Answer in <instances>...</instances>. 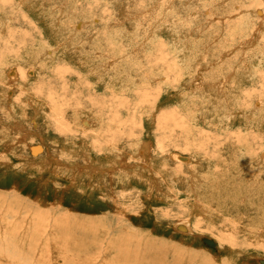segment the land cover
<instances>
[{
    "label": "rangeland",
    "instance_id": "obj_1",
    "mask_svg": "<svg viewBox=\"0 0 264 264\" xmlns=\"http://www.w3.org/2000/svg\"><path fill=\"white\" fill-rule=\"evenodd\" d=\"M263 118L264 0H0V264H258Z\"/></svg>",
    "mask_w": 264,
    "mask_h": 264
},
{
    "label": "bare ground",
    "instance_id": "obj_2",
    "mask_svg": "<svg viewBox=\"0 0 264 264\" xmlns=\"http://www.w3.org/2000/svg\"><path fill=\"white\" fill-rule=\"evenodd\" d=\"M245 20V19H244ZM243 20V21H244ZM246 21V20H245ZM241 24V23H240ZM250 26V25H249ZM186 45V44H185ZM45 53H47V52H45ZM41 54V53H40ZM47 56V55H46ZM86 56V55H85ZM53 57V56H52ZM92 68V67H91ZM90 68V69H91ZM94 69V68H93ZM246 69V68H245ZM16 70H17V68H16ZM96 71V70H95ZM249 71V70H248ZM9 73V72H8ZM246 73V72H245ZM248 73V72H247ZM16 71H15V69H12L11 70V72L9 73V75H8V78H11V79H14L15 77H16ZM18 74V73H17ZM18 76V75H17ZM6 77V76H5ZM17 78V77H16ZM6 80V79H5ZM15 82V81H14ZM6 83V82H5ZM30 96V95H29ZM6 97V96H5ZM9 102V101H8ZM11 102H9V104H10ZM14 104V103H13ZM12 106V105H11ZM12 108V107H11ZM40 109V108H39ZM15 110V109H14ZM253 110V109H252ZM13 114V113H12ZM150 114V113H149ZM10 115V114H9ZM261 115V114H260ZM247 118V117H246ZM79 119V118H78ZM264 119V118H263ZM262 119V120H263ZM227 120V119H226ZM256 120V119H255ZM262 122V121H261ZM85 123V122H84ZM259 125V124H258ZM3 131V130H2ZM5 132V131H4ZM8 136V135H7ZM10 137V136H9ZM8 137V138H9ZM22 141V140H21ZM113 146V145H112ZM110 148H111V146H110ZM34 150H36L37 152H39V151H41V150H37L36 148H33ZM114 149V148H113ZM115 150V149H114ZM117 152V151H116ZM138 152V151H137ZM114 153V152H113ZM36 155V154H35ZM260 156V155H259ZM114 158V157H113ZM153 158V157H152ZM58 160V159H57ZM32 161V160H31ZM55 161V160H54ZM52 162V161H51ZM118 162V161H117ZM120 162V161H119ZM33 164V163H32ZM57 164V163H56ZM124 164V163H123ZM108 165V164H107ZM111 165V164H110ZM125 165V164H124ZM123 165V166H124ZM66 167H68V166H66ZM142 167V166H141ZM151 167V166H150ZM30 168V167H29ZM69 168V167H68ZM73 168V167H72ZM64 169V168H63ZM70 169H71V167H70ZM92 169V168H91ZM117 169V168H116ZM86 170V169H85ZM125 170H126V168H125ZM152 170V169H151ZM70 172V171H69ZM79 172V171H78ZM89 173V172H88ZM113 172L111 171V174H112ZM131 173V172H130ZM62 174V173H61ZM133 174V173H132ZM193 174H194V172H193ZM107 175H108V173H107ZM138 175V174H137ZM199 175V174H198ZM129 176V175H128ZM160 177V176H159ZM151 178V177H150ZM198 178V177H197ZM199 179H200V177H199ZM198 180V179H197ZM189 186V185H188ZM191 186H192V184H191ZM196 187H197V185H195ZM189 188H190V186H189ZM198 189V188H197ZM193 190V189H192ZM198 201V200H197ZM201 202V201H200ZM199 202V203H200ZM196 204H198V203H196ZM201 204V203H200ZM199 205V204H198ZM197 207H199V206H197ZM200 214V213H199ZM178 225H179V228L180 227H183L185 230H189V227H188V224H187V222L186 221H183V222H178L175 226L176 227H178ZM191 229V228H190ZM186 232V231H185ZM190 234V233H189ZM201 237V236H200ZM215 243V242H214ZM263 259V258H262ZM258 264H259V262H258Z\"/></svg>",
    "mask_w": 264,
    "mask_h": 264
},
{
    "label": "water",
    "instance_id": "obj_3",
    "mask_svg": "<svg viewBox=\"0 0 264 264\" xmlns=\"http://www.w3.org/2000/svg\"><path fill=\"white\" fill-rule=\"evenodd\" d=\"M34 148H36V149L38 150V146H35ZM200 240H201L204 244H206V245H208V246H211V247H212V246H215L214 241H213L212 239H210L209 237L204 236V237H202ZM258 262H259V264H264V258H263V259H259Z\"/></svg>",
    "mask_w": 264,
    "mask_h": 264
}]
</instances>
